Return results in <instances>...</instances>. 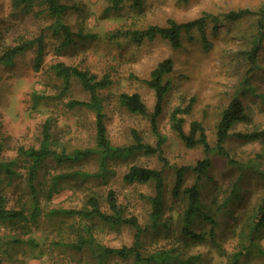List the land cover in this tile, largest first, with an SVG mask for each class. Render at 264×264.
Masks as SVG:
<instances>
[{"label":"rangeland","instance_id":"obj_1","mask_svg":"<svg viewBox=\"0 0 264 264\" xmlns=\"http://www.w3.org/2000/svg\"><path fill=\"white\" fill-rule=\"evenodd\" d=\"M71 8L63 22L81 34L61 46L62 33L50 28L53 19L37 2L30 12L14 8L11 0H0V52L20 39L43 34L44 50L35 68V47L16 56L9 64L0 62V162L14 160V174L0 169V195L3 207L18 210L26 218L0 219V264H134L132 256L122 258L102 252L103 247L131 245L134 229L126 224L110 225L97 218H81L58 209L88 207L87 198L95 195L101 208L110 212L106 196L114 190L125 215H135L146 228L141 251L155 259L144 264H230L235 251H241L244 264H264V226L251 240L249 226L255 210L264 199V140L243 141L231 137L226 142L229 157L211 153L212 166L200 180L202 214L194 217L190 228L205 236L196 241L182 230L186 199L173 198L174 165H192L202 158L201 145L187 146L170 124V112L185 106L193 98L192 110L185 114L184 130L190 121L202 122L208 141L215 144L216 124L221 111L238 94L249 120L238 122L233 131H250L264 127V19L247 14L233 20L224 16L231 11L259 10L264 0H121L112 8L111 0H60ZM210 14L204 45L200 31L192 38L183 36L174 48L157 37L135 44L115 35L124 29H141L151 24L165 25L168 19L187 21ZM260 20L263 21L261 24ZM259 45L256 66L247 59V51ZM173 60V70L166 77L172 82L159 129L166 135L163 155L170 166L162 168L159 156L136 152L128 157L108 161L110 170L102 177H63L57 190L48 196L53 178L71 171H99L98 153H90L72 162L47 159L34 180L38 191L39 214L30 218L33 199L28 182L29 159L18 147H39L40 125L47 118L53 124L61 146L58 151L96 146L95 109L85 105L69 106V101H90V94L77 78L66 86L52 65H67L89 70L111 83L99 90L109 140L114 145L133 142L135 129L146 143L154 144L149 116L132 113L119 103L121 92H137L152 111L154 90L142 81L162 59ZM133 164L163 169L166 181L164 214L158 229L150 228L153 182L127 183L123 174ZM195 175L187 174L186 185ZM208 216V217H205ZM210 219L213 222H210ZM213 225V234L210 228ZM257 245L262 252L258 251Z\"/></svg>","mask_w":264,"mask_h":264},{"label":"trees","instance_id":"obj_2","mask_svg":"<svg viewBox=\"0 0 264 264\" xmlns=\"http://www.w3.org/2000/svg\"><path fill=\"white\" fill-rule=\"evenodd\" d=\"M14 8H20L24 12H30L37 2L44 5V11L49 15L53 22L50 25L53 32L62 33L63 40L60 43L61 46H66L73 42L74 36L81 37V34L71 31L68 24L63 22V15L71 7L61 2L60 0H11ZM112 8H117L121 0H111ZM136 7L142 6V0H133L132 2ZM247 14H257L264 19V5L256 11H250L248 9H239L237 11H231L224 16L228 20L236 19L240 16ZM213 20L210 14L201 15L199 17L178 22L174 19H168L165 25L151 24L141 29H124L116 31L115 35L127 38L135 44H141L146 40H153L157 37L167 40L174 48H178L182 44L183 36L192 38L190 32L196 29L201 32L204 45L209 44L205 35V27L208 21ZM261 24L263 21L260 20ZM259 46V45H258ZM257 45L247 51V59L251 65L256 66V52ZM35 47V68L39 67L43 58L44 39L43 34L30 39H20L15 44L6 46L0 52V62L9 64L13 59L24 53L25 51ZM173 60L170 57L160 60L150 71L149 76L142 79L149 87L154 90L155 102L152 111L148 110L147 105L143 101L141 95L137 92L128 93L121 92L118 96L119 103L126 107L132 113H138L149 116L151 130L155 134L156 140L154 144L146 143L143 141L139 133L133 129V142L129 145H114L108 138L107 128L105 124V114L102 110L101 99L99 96V90L106 88L110 85L111 79L107 74L101 77L95 73L86 69H80L76 66L67 65L64 62H56L52 65L56 74L63 78L65 85L67 86L72 77L77 78L82 87L90 94V101L71 100L69 106L85 105L95 109V136L96 146L93 148L74 149L71 153H67L65 150L58 151L57 148L61 146L57 134L53 130V124H51L50 118H47L40 125V143L39 147H18L19 153L26 156L29 159L28 166V182L30 184L31 195L33 199V207L30 213V218L35 219L39 214L38 207V191L35 188L34 180L37 178L38 172L44 166V162L47 159H53L56 162H72L77 161L90 153H98L99 159V171L95 173H89L87 171H71L61 173L53 178V183L47 190L48 196L52 194V191L57 190L56 184L59 178L63 177H102L106 178L110 170L108 169V161L113 158H125L136 152H142L148 155H158L162 161V168L170 166L168 159L163 155V144L167 137L159 129V117L163 111L164 100L171 89L172 82L166 76L173 70ZM264 99V96H263ZM193 98L185 106H176L170 112V124L178 137L189 147L195 145H201L203 148V157L198 159L192 165H174V181L171 189L173 198H178L183 195L186 199V207L183 211V232L193 238L196 241H202L205 236L201 233H196L191 230L194 217L202 214V202L200 191V180L202 177L207 176L210 167L212 166V159L210 154L217 153L229 157L226 149V142L235 137L243 141L252 140H264V127L256 128L250 131H233L234 125L238 122H245L249 120V114L246 111L242 100L238 94L234 95L227 105L221 111L219 120L216 124L215 131V144L211 145L208 141L205 128L199 120L190 121V127L188 131L184 130L183 124L185 121V114H188L192 110ZM14 164V160L6 162H0V169L4 168L7 174H14V170L11 166ZM195 175L194 182L190 185H186V179L188 173ZM123 180L127 183H146L153 182L154 192L148 196V200L151 204L150 209V228L158 229L160 225L166 227V223L162 221L164 214V197L166 190V181L163 175V169H156L148 166L133 164L123 174ZM106 200L110 208V212L104 211L99 199L95 195H91L87 198L86 203L89 205L80 209H58L61 213L69 215H78L81 218H97L110 225L126 224L134 229V240L131 245H123L121 247H103L102 252L112 253L122 258L132 256L134 264H144V262H150L155 259V255L144 256L142 247V235L146 228L143 227L135 215H125L122 205L118 203L114 190L109 189L107 192ZM4 198L0 195V219L7 218H26L22 212L18 210H8L3 207ZM208 217V216H205ZM210 222L213 220L210 219ZM264 226V199L259 204L258 208L252 216L249 226V234L254 240V236ZM211 234H213V225L210 228ZM258 251L263 250L257 245ZM188 264H195L191 260H187ZM230 264H244L241 261V251H235L230 259Z\"/></svg>","mask_w":264,"mask_h":264}]
</instances>
